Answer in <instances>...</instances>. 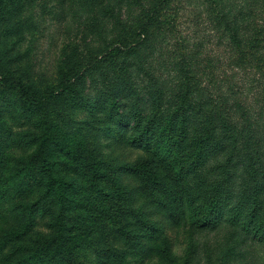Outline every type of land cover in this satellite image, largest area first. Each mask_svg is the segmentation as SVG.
Returning a JSON list of instances; mask_svg holds the SVG:
<instances>
[{
	"label": "trees",
	"instance_id": "1",
	"mask_svg": "<svg viewBox=\"0 0 264 264\" xmlns=\"http://www.w3.org/2000/svg\"><path fill=\"white\" fill-rule=\"evenodd\" d=\"M168 1L152 0L150 13L155 9V46L159 45L163 30L157 29V21ZM248 1L250 10L239 9L225 0L222 12L215 4L211 13L216 26L224 22L228 41L235 50L253 51L251 56L256 58L253 63H263L264 27L259 26L250 35L246 30L254 28L250 18L252 9L264 10V0ZM15 8L16 0L0 3V22ZM153 14L144 15L143 25L147 26H144L146 30L140 29L142 24L139 26V35H147V29L154 26ZM133 52L130 54H137L136 50ZM127 66L122 67L123 75ZM66 67L69 70L61 69L57 87L44 94L36 92L19 75L0 73V217L10 222L0 241V254L4 253L0 255V264H77L78 249L101 224L102 218L109 216L111 204L117 202L130 205L141 233L116 229V242L145 258L153 256L156 250L163 264L173 261L172 240L165 231L175 225V213L182 201L189 210L194 229H213L229 222L245 240L264 244L263 137L257 136L252 141L248 137L243 150H236L234 144L238 142L234 132L237 130L224 117L225 106L199 97L190 78L174 87L153 79L148 94L150 106H155V123L131 136L127 132L128 120L139 117L137 102L142 98L136 94L139 89L122 77L126 86L108 88L106 105L85 97L83 79L70 75L77 67L72 63ZM124 93L127 100L135 103L132 111L122 112L120 101ZM59 99L71 107L84 109L89 121L74 130L62 129L51 119L50 111L59 110ZM236 106L229 112H238L241 105ZM61 112L66 113L64 109L58 113ZM245 120L248 122V118ZM27 124L31 131L13 129L16 125L25 128ZM93 124L107 129L109 148L135 149L142 156L132 163L114 158L107 169L103 168L104 161L97 159V151L89 148ZM24 142L34 147L32 152L6 164V153L18 149ZM223 152L229 156L237 152L236 161L233 163L234 157H228L217 167V180L207 188L210 197L204 202L199 197H183L182 184ZM238 168L247 177L245 183H236ZM34 188L41 190L45 204L19 199ZM39 224L45 232H37ZM153 242L156 247L151 246Z\"/></svg>",
	"mask_w": 264,
	"mask_h": 264
},
{
	"label": "rangeland",
	"instance_id": "2",
	"mask_svg": "<svg viewBox=\"0 0 264 264\" xmlns=\"http://www.w3.org/2000/svg\"><path fill=\"white\" fill-rule=\"evenodd\" d=\"M7 1L0 0V3ZM223 1H168L157 21V29L163 30L159 34V45L155 46V9L152 12L154 26L147 29V35L138 34L141 24L140 29L147 26L143 25V19L152 14V0H16V8L0 22V73L19 75L36 92L44 94L57 87L61 69L69 70L66 66L72 63L77 69L70 75L83 79L84 96L106 105L109 103L107 89L125 87L122 83V77H125L136 90L139 89L136 94L142 97L137 102L139 117L128 120L127 132L131 136L155 123V106H150L148 94L153 79L166 81L168 86L174 87L190 78L199 97L210 98L217 106H225L226 111H223L227 114L224 117L232 129L237 130L233 131L238 142L234 146L242 151L248 137L251 141L257 136L264 138V50L263 63H253L256 59L251 56L253 51L241 53L235 50L228 41L224 22L216 26L211 13L215 4L222 12ZM230 3L242 10L251 9L248 0H230ZM250 18L258 26L247 29V35L259 26L264 27V10L253 8ZM133 50L136 55L130 54ZM123 65L127 66L125 75L122 74ZM123 97L120 101L122 112L125 109V112L132 111L135 103L127 100L125 93ZM58 103L59 110H50L51 119L62 129L74 130L89 121L84 109L71 107L63 99ZM236 104L241 105L238 112H229L230 108L237 107ZM62 109L66 113H58ZM30 127V124L25 128L16 125L13 129L26 132L31 131ZM92 127L94 135L89 139V148L97 151L96 158L104 161L103 168L107 169L114 158L132 163L142 156L135 149L117 151L109 148L107 129L97 124ZM33 149L24 142L18 149L6 153L5 163L11 164ZM236 155L237 152L233 156L223 152L201 167L182 184L181 195L199 197V201L204 202L210 197L207 188L217 180V167L228 157H234V163ZM235 177L238 184L247 180L242 168H238ZM41 194L40 189L34 188L19 199L45 204ZM261 199V212H264V197ZM181 204L175 213V225L165 231L172 240V264H184L186 260L188 264H264V244L245 240L229 222H222L213 229H194L189 210L183 201ZM9 225V221L0 217V241ZM116 229L141 233L130 205L111 204L109 216L102 218L101 224L78 249L76 263L163 264L156 250L152 252L153 256L145 258L134 249H125L121 242H116ZM36 230L45 232L42 224ZM156 245L153 242L151 246Z\"/></svg>",
	"mask_w": 264,
	"mask_h": 264
}]
</instances>
